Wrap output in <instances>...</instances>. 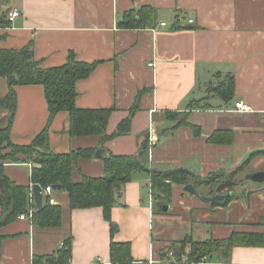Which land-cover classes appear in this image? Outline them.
<instances>
[{
	"label": "crops",
	"instance_id": "crops-1",
	"mask_svg": "<svg viewBox=\"0 0 264 264\" xmlns=\"http://www.w3.org/2000/svg\"><path fill=\"white\" fill-rule=\"evenodd\" d=\"M143 7L154 10L151 26L119 25ZM12 10L20 15L9 21ZM31 43L43 69L65 65L71 52L81 62L97 63L94 72L76 84V107L113 109L109 135L130 121L128 134L101 146L99 136L70 135L68 112L55 117L49 130L52 152L97 150L93 158L79 161L73 175L76 182L82 175L103 177V157L138 156L147 141L149 150L142 157L145 169L184 168L201 179L217 172L227 175L243 159L264 151L263 129L244 134L250 129L227 124L238 115L264 117V0H0V49L21 50ZM231 76L234 93L226 102L211 89L215 81ZM15 91L11 140L27 147L48 124V103L43 86H17ZM8 93L7 80L0 76V99ZM239 102L251 111L235 112ZM179 114L186 115L185 122H177ZM7 119L8 112L0 109V126ZM218 130L233 131L234 143H210ZM245 140L258 148L241 158L236 149ZM255 161L256 167H263L255 172L264 171V157ZM33 167L28 162L9 163L5 171L15 183L31 187ZM246 189L251 192L246 203L239 198L214 206L186 195L185 186L173 185L169 211L158 212L150 173L136 170L113 208L111 219L118 227L114 236L102 208L71 212L67 193L53 191L50 201L63 208V226L40 231L30 220L18 218L2 227L0 264H34L35 256L58 252L70 235L68 264H110L113 241L131 244L133 264H172L173 242L186 237L221 241L233 233L264 232V183ZM176 194L183 209L174 203ZM1 195L0 186V216ZM189 252L188 246L185 255ZM205 257L195 264H264V247L237 246L229 257Z\"/></svg>",
	"mask_w": 264,
	"mask_h": 264
},
{
	"label": "trees",
	"instance_id": "trees-1",
	"mask_svg": "<svg viewBox=\"0 0 264 264\" xmlns=\"http://www.w3.org/2000/svg\"><path fill=\"white\" fill-rule=\"evenodd\" d=\"M154 15V10L151 7H143L138 14L129 13L126 15L119 25L124 28L151 26ZM96 67L97 63L81 62L71 52L65 65L43 69L40 62L35 59L33 43L21 50L0 49V76L7 80L9 86L8 95L4 99H0V109L8 112L6 124L0 126V186L2 189L0 230L25 213L29 205L30 187L15 183L5 171V164L8 162H28L20 160L18 156L28 157L30 164L34 166L31 173L32 184H38L42 188L53 185L62 186V190L68 195L71 212L78 209L102 208L105 220L110 223L113 236L118 227L112 221L111 214L117 205L118 197L123 193L127 183L131 181L134 171H148L154 197L165 202L172 199L173 185L186 186L199 179L184 168L168 171L145 169L142 157L147 155L149 150L147 141L143 144L138 156L108 155L103 157L105 167L103 177L91 178L82 175L80 181H74L73 175L76 170H79V161L93 158L97 150H75L69 154H55L51 151L49 130L60 112L70 114V135L72 137L96 135L100 137L101 146L130 132V121H125L119 125L115 133L112 135L107 133L113 109L80 110L76 107V84L79 80L88 78ZM224 80L218 87H214V89L212 87L211 93H217L227 102L234 93L235 81L232 76ZM31 85L44 87L49 120L45 130L34 142L30 146L24 147L15 145L11 140V127L17 112L15 88ZM208 141L212 144L232 145L235 141V133L231 130H218L210 136ZM4 150H9V153L2 155ZM259 155H264V151L251 154L248 160ZM239 170H242V166ZM206 178L209 181L208 185L216 187L228 179L234 181L233 175H226L223 172L211 173ZM228 202H230V196L224 203L212 205H225ZM63 223V208L53 205L50 199L45 197L44 208L41 211L37 210L34 216V227L40 231H47L59 229ZM4 238L5 236L0 233V255L1 243ZM72 243L73 237L70 235L64 239L63 247L58 252L44 257L35 256L34 264H68L71 259ZM188 246L190 252L185 255ZM237 246L264 247V232L233 233L229 239L221 241H195L191 237H186L182 241L173 242L171 249L175 261L172 264H195L210 254H217L222 258L229 257L233 248ZM110 262V264H133L131 244L113 241L110 247Z\"/></svg>",
	"mask_w": 264,
	"mask_h": 264
},
{
	"label": "rangeland",
	"instance_id": "rangeland-1",
	"mask_svg": "<svg viewBox=\"0 0 264 264\" xmlns=\"http://www.w3.org/2000/svg\"><path fill=\"white\" fill-rule=\"evenodd\" d=\"M222 81H225V80L224 79H220L218 81H215L214 84H212L213 89H214V87L215 88L218 87L222 83ZM216 104L217 103H215V102L213 103L214 108H218L219 109V107H217ZM226 116H230V115H226ZM226 116L224 118H226ZM176 117H177L176 120L179 123H182V122L186 121V115L179 114ZM229 123L232 124L233 126L244 127L247 130L250 129V130H248V132H244V134L245 133H250V134L253 135L258 130H262V129L264 130V117H250L249 118V117H241L240 115H238V116L233 117L232 119H228L227 124H229ZM259 132H261V131H259ZM253 148H258V145H254L252 143L247 142V140H245L244 142H240L239 143L238 149H236V151H237V153H239V156L242 158L243 156H245L247 154V152L250 149L252 150ZM6 153H9V150H4V151H2L1 154L5 155ZM262 156L264 157V155H259V156H256V157H262ZM20 157H23V156H18V158L20 160L23 159V160L28 161L30 163V161H29L30 159L28 157L27 158H22V159ZM254 158H252V160H250V161L248 159L247 160L243 159V161L245 160V162H243L241 164L242 170H239V168L241 167V166H239L233 172L227 174V175H230V174L233 175L234 181L236 183L234 186L230 187L228 190H226L224 192V194H229L230 202L234 201V200H239V198H240L242 204L246 203V201H248L247 200V195L251 194L250 191L249 192L247 191L246 186L259 185V184L253 183L252 181H250L247 178L248 174H251L252 172H255V170H257L259 168H263L261 166L260 167H256V163L257 162L256 161L254 162ZM9 163H12V162H8L6 164H9ZM236 172H238V173H236ZM208 183H209V181H208L207 178H203V179L199 178L196 182L189 183V184L195 185L196 188L198 189L199 194L201 196L207 197L208 195H211L213 197V196L216 195V189H217L218 186L216 187L215 185H208ZM184 192L186 193V195H190L185 190H184ZM53 196H54V194L53 195L51 194V195H48L47 197L49 199L53 200V198H54ZM156 203H157V206H159V208H157L158 212H159V209H161L162 205H169V204H167V202L161 201L159 199H156ZM174 203L176 205H179L178 208L183 209V202L181 201V198L177 194L174 195ZM207 205H210V204H207ZM174 211H173V213H174Z\"/></svg>",
	"mask_w": 264,
	"mask_h": 264
},
{
	"label": "water",
	"instance_id": "water-1",
	"mask_svg": "<svg viewBox=\"0 0 264 264\" xmlns=\"http://www.w3.org/2000/svg\"><path fill=\"white\" fill-rule=\"evenodd\" d=\"M101 152V151H98ZM247 178L256 184H262L264 183V171H258L251 174H248ZM236 183L230 179L226 180L225 182L221 183L217 189H216V195L213 197H203L199 194L198 189L193 184H188L185 186V191L188 192L190 195L198 197L203 203L206 204H221L226 201V199L229 197V194H224L226 190H228L230 187L234 186ZM54 191H60L62 190L61 185H53L52 186ZM32 193L35 201V206L38 211H41L44 208V194H43V188L35 184L32 186ZM170 209L169 205H162L161 210L163 212H168Z\"/></svg>",
	"mask_w": 264,
	"mask_h": 264
},
{
	"label": "built area",
	"instance_id": "built-area-1",
	"mask_svg": "<svg viewBox=\"0 0 264 264\" xmlns=\"http://www.w3.org/2000/svg\"><path fill=\"white\" fill-rule=\"evenodd\" d=\"M20 15V13L18 12V10H12L8 13V20L9 21H13L15 18H17ZM191 22H193L191 20ZM162 26H165L166 23H162ZM150 66H154V64H150ZM251 109L248 105H246L243 102H239L235 104V112H250ZM151 140H153V138H151ZM34 184L31 185L30 187V195H29V205L27 208V211L25 213H23L19 218L21 220H30L33 223V219L34 216L36 214L37 208L35 207V201H34V197H33V193H32V186ZM53 188L52 186H47L46 188H43V194L44 197H47L48 195H50L53 192ZM63 247V245L61 246V248ZM206 257H203L202 261H205Z\"/></svg>",
	"mask_w": 264,
	"mask_h": 264
}]
</instances>
